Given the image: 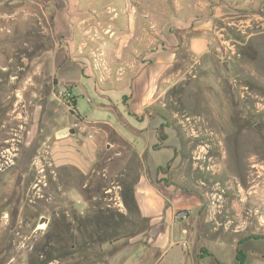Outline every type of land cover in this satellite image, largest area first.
I'll return each instance as SVG.
<instances>
[{
  "label": "rangeland",
  "instance_id": "374dc122",
  "mask_svg": "<svg viewBox=\"0 0 264 264\" xmlns=\"http://www.w3.org/2000/svg\"><path fill=\"white\" fill-rule=\"evenodd\" d=\"M49 1L0 0V264H107L125 255L120 241L137 225L104 191L110 180L95 184L98 175L78 168L76 154L71 163L52 164V126L75 120L58 103L64 99L53 54L65 45L57 50L60 61L77 41L54 40ZM172 11L171 31L208 22L210 46L201 55L182 50L164 73L149 111L176 137L165 139L158 159L166 163L180 148L181 173L198 182L213 226L233 224L221 217L231 208L240 221L264 228V0H196L194 9ZM98 49L91 63L107 72L111 62ZM79 105L90 111L86 98ZM112 114L94 106L89 119ZM42 216L48 222L40 225ZM229 249L222 250L226 262ZM154 257L148 252L139 264Z\"/></svg>",
  "mask_w": 264,
  "mask_h": 264
},
{
  "label": "crops",
  "instance_id": "0c3cea01",
  "mask_svg": "<svg viewBox=\"0 0 264 264\" xmlns=\"http://www.w3.org/2000/svg\"><path fill=\"white\" fill-rule=\"evenodd\" d=\"M46 8L54 40L67 45L77 41L73 49L63 51L60 61L57 50L65 45L53 54L58 87L70 89L74 108L62 100L58 103L65 116L71 111L76 133L57 135L63 128H73L63 119L52 126L48 136L53 142L48 145L52 164L71 163L76 154L78 168L98 175L95 184L98 179L110 180L113 187H103L104 191L111 193L118 212L137 225L120 241L125 255L112 257L107 264H139L148 252L155 257L146 264H264V228L254 219L241 222L231 208L221 217L234 219L233 224L213 226L198 182L181 173L180 148L166 163L157 156L165 139L176 137L165 130L160 114L149 111L158 103L164 73L182 50L201 55L210 46L208 22L171 31L172 10L194 9L196 0H52ZM98 47L111 62L107 72L91 63L92 53L101 54ZM85 98L89 112L79 105ZM94 106L113 114L89 119ZM60 141L68 148L59 146ZM96 199L100 196L94 195ZM181 210L188 212L187 217L180 218ZM224 248H230V262L224 261Z\"/></svg>",
  "mask_w": 264,
  "mask_h": 264
},
{
  "label": "built area",
  "instance_id": "2783aa9c",
  "mask_svg": "<svg viewBox=\"0 0 264 264\" xmlns=\"http://www.w3.org/2000/svg\"><path fill=\"white\" fill-rule=\"evenodd\" d=\"M61 97L64 99V101L69 106H73V95H72V92L70 91V89L68 87L62 88ZM178 214H179L180 218L187 217L185 211H182L181 213L178 212Z\"/></svg>",
  "mask_w": 264,
  "mask_h": 264
},
{
  "label": "water",
  "instance_id": "95a60500",
  "mask_svg": "<svg viewBox=\"0 0 264 264\" xmlns=\"http://www.w3.org/2000/svg\"><path fill=\"white\" fill-rule=\"evenodd\" d=\"M256 127H257V128H260V124H256ZM68 133H70V134H75V133H76L75 128H63V129H61V130H59V131L57 132V135H58V136H65V135H67ZM47 222H48V217H46V216H42V217L40 218V220H39V224H40V225L46 224Z\"/></svg>",
  "mask_w": 264,
  "mask_h": 264
},
{
  "label": "bare ground",
  "instance_id": "6f19581e",
  "mask_svg": "<svg viewBox=\"0 0 264 264\" xmlns=\"http://www.w3.org/2000/svg\"><path fill=\"white\" fill-rule=\"evenodd\" d=\"M257 158H258L257 156L252 157V158H251V161H252V162H256ZM256 167H257L256 164H253L252 168L254 169V168H256ZM253 171H254V170H253Z\"/></svg>",
  "mask_w": 264,
  "mask_h": 264
},
{
  "label": "trees",
  "instance_id": "16d2710c",
  "mask_svg": "<svg viewBox=\"0 0 264 264\" xmlns=\"http://www.w3.org/2000/svg\"><path fill=\"white\" fill-rule=\"evenodd\" d=\"M73 108H74V105H73ZM238 259H239V261L242 263L243 262V258H242V256H241V254H238Z\"/></svg>",
  "mask_w": 264,
  "mask_h": 264
}]
</instances>
